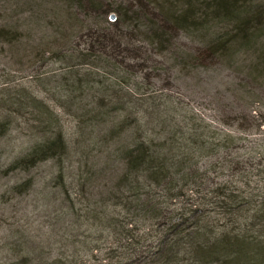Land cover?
I'll return each instance as SVG.
<instances>
[{
  "label": "rangeland",
  "instance_id": "rangeland-1",
  "mask_svg": "<svg viewBox=\"0 0 264 264\" xmlns=\"http://www.w3.org/2000/svg\"><path fill=\"white\" fill-rule=\"evenodd\" d=\"M103 1L102 8L89 12L85 0H0V28L8 31L0 38V87L21 84L44 96L51 108L56 107L70 144L69 158L62 163L50 157L29 168H10L15 157L49 133L36 131L34 114L25 110L0 135V264L19 260L25 253L34 264L58 254L85 259L93 247H102L95 250L100 254L110 244L126 243L143 254L134 264H156L154 255L146 256L142 249L156 248L167 222L181 217L186 221V215L179 213L192 202L203 209L195 220L205 230L197 238L201 242L215 239L211 228L230 229L237 221L238 212L219 208L222 185L227 184V193L250 198L242 208L259 205L254 202L258 193L239 191L259 190L254 179L245 176L256 177L251 175L259 173L254 164L257 153L264 154V0L241 4L243 16L252 21L249 26L256 28L247 42L234 29L238 19L211 17L210 0H150L168 3L174 19L188 8L192 16L189 12L187 21L175 23L171 44H161V50L133 40L116 47L118 54L101 51L94 31L117 17V11H103L108 5L124 7L137 1ZM128 14L129 29L138 24L140 38L150 42L145 17L133 10ZM227 35L237 39L217 63L209 58L195 64L193 54ZM79 51H87L90 62H82ZM118 60L123 62L115 67ZM75 69L91 72L83 84L76 81ZM91 79H100L106 89L96 91L101 89L96 84L94 90L88 89L94 86ZM78 84L85 88L84 94ZM94 93L103 99L101 105ZM172 105L176 110L169 109ZM135 114L141 118L140 128L119 127ZM240 118L242 128L237 127ZM143 133L150 137L155 156H171L165 159L168 166L186 150L192 156L191 164L172 169L175 181L168 188L165 182L145 180L143 171H133L141 187L133 189L128 183L129 165L123 156L145 138ZM230 133L232 139L227 141L225 135ZM222 159L230 162L221 163ZM145 202L160 210L158 218L143 219ZM137 215L136 226H130Z\"/></svg>",
  "mask_w": 264,
  "mask_h": 264
},
{
  "label": "trees",
  "instance_id": "trees-1",
  "mask_svg": "<svg viewBox=\"0 0 264 264\" xmlns=\"http://www.w3.org/2000/svg\"><path fill=\"white\" fill-rule=\"evenodd\" d=\"M136 1L138 3H128V5L124 7H114L112 5H108L107 8L103 9V11H117V17L105 28L99 30L98 32L94 31L95 34L93 35L96 36V41H98L102 46L101 51L110 49L113 50L112 54H118L117 49L120 48L122 43L129 44L133 40L143 42L144 46L150 43V45L155 46L156 49L159 48V50H161V44H171L170 38L173 37L172 32L177 30V25L175 23H177L179 20L182 22L187 21L189 16L188 13L190 12L188 8L184 12L178 13L177 17L174 19L169 16V12L172 9L168 3L164 2L158 4L157 1H154L153 3L150 0ZM244 1L245 0H210L207 4L211 5V9L213 11V15L211 17L225 19L235 17L234 19H238L237 23L234 25V29L237 30L241 36L238 38L247 42L254 37L253 30L256 28L253 29L252 26H249L252 22L251 19H249L247 16H243L245 10L244 8L241 9V7L245 5ZM85 2L87 6L86 10L89 12H92L93 9H96L97 7L102 8L104 5L103 0H85ZM131 10H133L138 16L142 18L145 17V22L143 24L146 27L145 29L150 32L148 36H151L150 42H146V39L140 38V30L137 33L136 29L138 24L135 25V32L133 27L132 29H129L131 26V21L128 12ZM258 13L259 12H257V14ZM189 14L192 16L191 12ZM171 19H173V24L170 21ZM124 30L128 31L126 32ZM7 32V28H0V38L5 37L8 34ZM232 36L233 35H227V37H217L215 42L200 48L196 54H193L195 64L205 63V61L209 58H211L210 60L215 58L213 62L217 63L223 54L227 52V49H229L233 40L237 39H233L234 36ZM143 43H137V46L142 47ZM80 55L83 60L82 62H90V54L87 51H81ZM125 58H129V56ZM121 62L123 61L118 60V62L113 65L117 67ZM89 74H91V72L88 70H85L83 74H81L79 69H75V76L77 79L76 81L80 84H83V77L89 78ZM91 82L94 84V86L90 85V87H87L90 90L95 89V84L101 88L100 90L97 88L96 91H102L106 89L100 79H91ZM86 83H88V81ZM77 88H80L79 84L77 85ZM80 89L82 90L81 94H84L85 88L82 87ZM96 96L94 93L92 97H94V99L96 98V100L99 101V105H101L103 99H100L99 93ZM116 107L120 106L118 105ZM55 109L56 107L54 105L53 108H51L44 96L41 94L37 95L33 91L27 90V88L21 86V84H16L13 86L3 85L0 87V135L7 132L10 129L11 123L15 119L27 113L28 110L31 115L34 114L32 116L35 118L34 120L36 123L33 126L36 127V131L49 133L48 135L46 134L43 136L41 140L36 141L25 154L15 157L9 164L10 168H29L34 166L38 161L45 160L50 157L59 158L58 160L60 163H62L63 158H69L70 144L65 139V127L61 122H59V113L55 112ZM169 109L174 110L175 108L172 105L169 107ZM94 115L96 116V114ZM239 116L241 117V114H239ZM131 118V122L124 120L119 124V127H122L123 125L124 127L127 125L131 126V124H133V126L136 125L138 128L142 126L140 120L141 118L136 114L135 117ZM259 125L261 128V123H259ZM243 126L244 122L240 118L237 127L242 128ZM142 131L144 132L145 130ZM142 136L145 138L135 143V145L129 147L123 156L126 159V164L129 165L127 166L129 185L133 186V189H138L141 187V183L139 180H137L136 174H134L133 171H143L147 176L145 180L149 182L158 181V183L165 182L167 183L166 185H168L165 188L170 187L171 182L175 181V176H172V169H180L181 167L189 165L193 162L190 152H187L186 150V152L182 153V157L179 160L171 163L170 166H168L166 165L165 159H172L171 156H155L152 153L153 151H151L150 137H148L146 134ZM226 137L227 141H230L232 139V133H230L228 136L225 135V138ZM70 142H72V140H70ZM191 142L193 145H195L194 141ZM174 144L171 145L172 149L175 147ZM218 144L221 145L222 141H218ZM257 144L260 145L262 143L257 142L255 145ZM261 147H263V144L259 146V148ZM171 148H169L170 150H168V154L171 153ZM117 154H119L118 157L120 158L121 155L119 151ZM257 154L258 161H256L254 164L259 173L251 175L256 176L255 178H250L247 175L245 178L254 179L256 185H259V190L255 192H247L241 187V192L239 191V193H258L259 198L254 200V202L258 203L259 205L252 204L250 207L242 208V204L247 203L250 198H241V196L237 194L233 195L235 192L227 193L226 191L228 190V186L227 184H224L218 189L221 193L219 195L224 196V198L222 197L223 199L220 201L219 208L225 207L227 212H238L236 215L237 221L232 226V228H227L226 230L222 228V230H218V232L211 228L209 232L217 234L215 239L211 241L206 239L205 242L199 241L197 238L204 236L205 230L203 227L201 230L198 226H196L195 220L198 218V216L203 214V209L200 208L201 206L192 202L191 207L183 209L181 210V213H179V215H186V221L180 216V221L173 220L167 222L165 228L163 229L164 234L162 238L157 240L156 248L153 251L149 249L150 247L146 248L145 250L142 249V251L146 253L145 255L148 256L149 253H152L154 255V259L152 260H154L156 264H264V239H262L264 238V154ZM228 161L230 162V159H222L221 163L228 164ZM236 166L237 165H235V167ZM62 175L63 174L60 171V177H62ZM224 183L226 182L224 181ZM243 188H246V186H243ZM146 203L147 202L142 204V206L145 207L142 209L143 219H150V216H152L154 219L158 218L160 215V210L149 208L145 206ZM191 217H193V219H189ZM137 221H139V215L133 217V221L128 223L130 226L133 225L135 227V223ZM133 238L134 236L131 237V241ZM130 244L131 243H126L123 245L110 244L105 247V249L100 254H97V251L95 252V250H98L102 247H93L88 255L84 257L85 259H79L78 257H63L58 254L57 256L53 255L44 257L40 259L39 262H35V264H88V261L91 259L94 261V264H125L127 262L134 264L144 257L141 252L137 251V247L132 248L130 247ZM62 252L63 251H60V253ZM88 257L90 258L87 260ZM19 263L34 264L33 257H31L29 253H25L21 259L8 261L4 264Z\"/></svg>",
  "mask_w": 264,
  "mask_h": 264
},
{
  "label": "water",
  "instance_id": "water-1",
  "mask_svg": "<svg viewBox=\"0 0 264 264\" xmlns=\"http://www.w3.org/2000/svg\"><path fill=\"white\" fill-rule=\"evenodd\" d=\"M112 18H113V15H112Z\"/></svg>",
  "mask_w": 264,
  "mask_h": 264
}]
</instances>
